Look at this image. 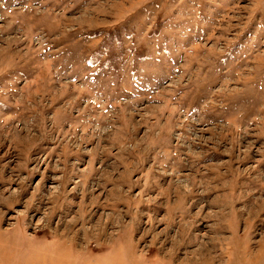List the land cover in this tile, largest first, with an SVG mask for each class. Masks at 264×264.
<instances>
[{
  "label": "rangeland",
  "instance_id": "obj_1",
  "mask_svg": "<svg viewBox=\"0 0 264 264\" xmlns=\"http://www.w3.org/2000/svg\"><path fill=\"white\" fill-rule=\"evenodd\" d=\"M0 264H264V0H0Z\"/></svg>",
  "mask_w": 264,
  "mask_h": 264
}]
</instances>
